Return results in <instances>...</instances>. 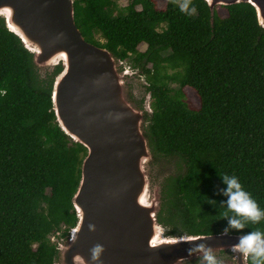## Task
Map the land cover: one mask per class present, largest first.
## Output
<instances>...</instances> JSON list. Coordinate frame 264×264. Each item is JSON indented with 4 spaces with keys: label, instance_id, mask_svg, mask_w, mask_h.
<instances>
[{
    "label": "trees",
    "instance_id": "16d2710c",
    "mask_svg": "<svg viewBox=\"0 0 264 264\" xmlns=\"http://www.w3.org/2000/svg\"><path fill=\"white\" fill-rule=\"evenodd\" d=\"M180 2L75 0L74 16L87 41L130 59L146 79L163 235L215 234L227 225L220 176H237L264 209V27L249 3L212 16L205 0H189L192 15ZM61 68L40 71L0 17V264H58L57 244L77 222L72 197L87 150L56 121L51 91ZM143 100L135 102L143 108ZM250 230L264 231V220L240 231Z\"/></svg>",
    "mask_w": 264,
    "mask_h": 264
},
{
    "label": "water",
    "instance_id": "95a60500",
    "mask_svg": "<svg viewBox=\"0 0 264 264\" xmlns=\"http://www.w3.org/2000/svg\"><path fill=\"white\" fill-rule=\"evenodd\" d=\"M74 1L0 0V17L40 71L61 64L51 91L56 121L87 150L72 197L77 222L57 244L58 264H177L178 257L184 264L197 258L187 249L198 243L213 254L230 251L239 234L163 235L160 186L151 183L153 155L144 125L151 109L132 99L126 84L132 71L124 61L82 35ZM205 1L212 16L218 5L249 3L264 27V0ZM97 245L101 252L93 259Z\"/></svg>",
    "mask_w": 264,
    "mask_h": 264
},
{
    "label": "clouds",
    "instance_id": "9594fccd",
    "mask_svg": "<svg viewBox=\"0 0 264 264\" xmlns=\"http://www.w3.org/2000/svg\"><path fill=\"white\" fill-rule=\"evenodd\" d=\"M179 10L186 15H192L195 12L194 6H190L189 0H182L178 4ZM226 185L222 189V194L226 200L222 203L225 206V213L222 217L227 219V225L223 229V234H228L230 230H237V241L229 245L232 253L239 258L249 261V264H264V231L250 230L243 232L247 222L256 224L264 220V209H261L251 194L245 190L235 175L220 176ZM230 213V214H229ZM101 252V246L97 245L93 249V259ZM188 255L196 256L204 264H218L212 249L204 243H198L187 249ZM182 257L177 258V264L182 261Z\"/></svg>",
    "mask_w": 264,
    "mask_h": 264
},
{
    "label": "rangeland",
    "instance_id": "374dc122",
    "mask_svg": "<svg viewBox=\"0 0 264 264\" xmlns=\"http://www.w3.org/2000/svg\"><path fill=\"white\" fill-rule=\"evenodd\" d=\"M130 0H116L117 2V6L119 7H124L126 5H128ZM157 1V6L158 7H163L166 3V0H156ZM216 9L218 11V13L221 15V16H225L227 14V10L225 7H223L222 5H218L216 6ZM95 38L100 41V42H104L105 39L100 35V34H95ZM146 49V44L145 43H141L139 46H138V50L139 51H144ZM169 53V50L167 51H164L163 54H167ZM125 62V63H124ZM123 62V65L126 66V68H128L129 70L132 71V77L128 76L127 79H126V84L128 86L129 83H133V86L132 87H129L130 89V94L132 96V99L135 98L137 99L138 97H144V100H143V105H147L149 104V107H150V101H151V98H148L147 99V94L148 92L145 91L144 89V85L146 83V79L144 76H141L139 73H138V70L136 69H133V66L131 65V61L130 59H126L125 61ZM151 64L148 65V67H150ZM135 73V74H134ZM172 87H176L175 85H172ZM135 99H133L135 101ZM187 99L193 104L197 105L198 102H196V100L194 99V95H192V93H187ZM151 109V108H150ZM152 163V162H151ZM150 167H151V171H150ZM155 166H149V174L151 175V172L153 170V168ZM155 170V169H154ZM155 172H157L155 170ZM152 176V175H151ZM150 176L151 178V183H152V186L154 187L156 184L158 183H154L152 181V177ZM159 185V184H158ZM160 186V185H159ZM162 195V194H161ZM162 199V198H161ZM229 251V250H227ZM232 252L230 251V255H226V253H224L223 251H220L219 253H214V256L216 257L217 261H218V264H232V263H235V259L232 257ZM202 261V260H201ZM203 262V261H202ZM204 263V262H203Z\"/></svg>",
    "mask_w": 264,
    "mask_h": 264
},
{
    "label": "built area",
    "instance_id": "2783aa9c",
    "mask_svg": "<svg viewBox=\"0 0 264 264\" xmlns=\"http://www.w3.org/2000/svg\"><path fill=\"white\" fill-rule=\"evenodd\" d=\"M59 231H57L56 233H54V234H52V235H50V240H55L56 238H57V236L59 235Z\"/></svg>",
    "mask_w": 264,
    "mask_h": 264
},
{
    "label": "flooded vegetation",
    "instance_id": "af4514ba",
    "mask_svg": "<svg viewBox=\"0 0 264 264\" xmlns=\"http://www.w3.org/2000/svg\"><path fill=\"white\" fill-rule=\"evenodd\" d=\"M131 76H134V75H131Z\"/></svg>",
    "mask_w": 264,
    "mask_h": 264
}]
</instances>
